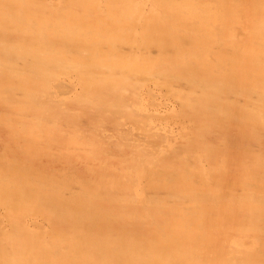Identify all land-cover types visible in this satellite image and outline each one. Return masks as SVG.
Here are the masks:
<instances>
[{"label": "bare ground", "instance_id": "1", "mask_svg": "<svg viewBox=\"0 0 264 264\" xmlns=\"http://www.w3.org/2000/svg\"><path fill=\"white\" fill-rule=\"evenodd\" d=\"M212 6L0 0V264H264V0Z\"/></svg>", "mask_w": 264, "mask_h": 264}, {"label": "rangeland", "instance_id": "2", "mask_svg": "<svg viewBox=\"0 0 264 264\" xmlns=\"http://www.w3.org/2000/svg\"><path fill=\"white\" fill-rule=\"evenodd\" d=\"M213 3V6L215 9L211 10L210 14L212 16H217V19H223L224 18V7L227 6V5H230V4H233L236 0H209ZM254 1V6H255V10L257 8V10H259L261 8V6L263 5V0L258 2L257 0H253ZM260 19V18H259ZM237 24H240V23H237V22H234V25L235 27L237 28ZM256 26V24L254 25V27ZM256 29H257V26L255 27L254 29V32H256ZM224 32H226V34L224 35V39L223 40L222 38H219V35L217 36V46L219 45V47L221 48V45H226L228 46V48L232 49V48H235L237 46H246L248 47L249 45L251 46H258L262 43V39L260 36H255L254 38L250 39L247 37L246 33L241 30L242 32H240V38H236L237 40H227V35H229L230 37L232 38H235L233 36V33L232 34H228V32H232L228 25L225 24L224 28H223ZM239 30V29H237ZM258 30V29H257ZM264 34L263 32H256L255 35L257 34ZM214 41V39L212 41H201L202 44L204 45H208L210 43H212ZM239 43V44H238ZM220 50V49H219Z\"/></svg>", "mask_w": 264, "mask_h": 264}]
</instances>
